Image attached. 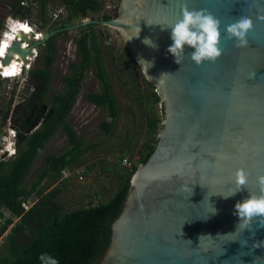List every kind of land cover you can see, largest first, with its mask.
Returning <instances> with one entry per match:
<instances>
[{
  "label": "water",
  "instance_id": "obj_1",
  "mask_svg": "<svg viewBox=\"0 0 264 264\" xmlns=\"http://www.w3.org/2000/svg\"><path fill=\"white\" fill-rule=\"evenodd\" d=\"M180 2L120 0L115 17L72 26L120 30L164 109L154 151L132 175L122 211L111 223V242L97 264H264V246L252 247L264 240V227L256 222L254 234L246 229L217 237L235 232L234 205L248 190L258 191L255 178L264 173V21L256 19L264 0H186L189 9H206L220 20L223 54L199 66L189 58L193 49L188 46L180 64L167 52L171 29L161 26L180 18ZM243 14L254 26L248 46L237 48L225 26ZM53 34H43L27 48L12 42L2 65L14 53L26 64L27 56L35 57L33 47ZM27 36L19 33L29 43ZM145 38L155 47L143 43ZM238 167L249 173L248 190L229 198L218 195L235 188Z\"/></svg>",
  "mask_w": 264,
  "mask_h": 264
},
{
  "label": "trees",
  "instance_id": "obj_2",
  "mask_svg": "<svg viewBox=\"0 0 264 264\" xmlns=\"http://www.w3.org/2000/svg\"><path fill=\"white\" fill-rule=\"evenodd\" d=\"M23 1H16L13 17L29 20L33 6H36L42 27H47L50 22L48 1L26 0L24 6L21 5ZM59 1L66 16L60 15L52 24L56 27L54 34L39 47L41 68L29 71L35 88L21 117L25 125L17 140L16 155L0 161V239L4 236L0 264H40L38 257L42 253L54 256L59 264H97L111 242V223L122 211L131 177L153 153L164 120L162 100L155 84L146 79L127 48L119 50L109 41L110 34H104L93 24L79 28L80 36L75 40L79 59L69 64L68 74L61 78L63 89L47 100L58 37H65L67 29L75 26L77 19H110L117 15V6L113 10H104V3L99 0ZM107 57L114 66L113 73L109 70ZM90 72L95 73L99 90L85 94L84 100L106 112L107 119L100 122L103 133L109 135L113 131L120 112L113 75L125 86L126 101L135 106L143 129L134 143L132 136L127 138L125 144L130 153H120L115 162L109 161L104 168L105 177L111 172L110 191L103 186V192L99 190L95 194L106 195V199L95 201L85 194L89 198L87 203L71 208L66 206L63 198L68 181L64 174L76 168L88 146L68 118ZM11 94L9 99L2 97L6 104L3 107L0 104V126L5 124L12 108L14 91ZM58 130L65 134L67 147L58 154H47L33 181L26 185L35 160ZM125 158L136 160L125 168L121 166ZM32 197L34 203L25 209L23 204ZM80 202L69 200L74 206Z\"/></svg>",
  "mask_w": 264,
  "mask_h": 264
},
{
  "label": "rangeland",
  "instance_id": "obj_3",
  "mask_svg": "<svg viewBox=\"0 0 264 264\" xmlns=\"http://www.w3.org/2000/svg\"><path fill=\"white\" fill-rule=\"evenodd\" d=\"M49 4V23L47 27H42V22L39 19V12L36 6L32 8V17L28 20L34 24L37 28H40L42 34L52 33L55 31L56 27L52 24L56 23L60 15L62 17L66 16L64 7L61 6L59 0H47ZM104 3V10H113L117 6V12L120 5V0H99ZM58 17L55 18L54 15ZM14 18V17H13ZM85 20H91V18L76 20L75 25L81 23ZM30 23V24H31ZM98 27L104 34H110L109 41L113 42L120 49H126L127 46L124 43L123 36L120 30L106 25L98 24ZM98 27H96L98 29ZM47 30V32H46ZM67 35L64 37L59 36L57 42V52L54 57V64L51 70V81L49 87V93L47 95V100L49 101L51 96L63 89V84L61 78L68 74L69 64L76 62L79 59V51L76 44V39L79 38L80 32L79 28L67 29ZM35 43V42H34ZM118 61V58L115 57ZM107 64L110 72L113 73L114 66L111 64L109 58L107 57ZM35 68H41V58L39 56V51H36V56L33 58L30 68L27 67L20 73L18 78L12 80H2L0 81V104L5 106L6 103L2 102V97L5 96L6 99L11 97V92L14 91L13 98L18 100L23 98L20 93H22L23 87L28 85L25 83L24 79H27V71ZM115 83V92L118 96L120 112L116 121V125L109 135H105L100 128V122L103 119H107L106 112L94 105L86 102L84 100V95L96 92L99 90V83L96 79L95 73L90 72L86 75L77 101L73 107V110L68 118V121L72 124L79 136L85 141V146H88L84 157L80 160L76 168H74L70 173H65L64 178L68 179L66 190L64 192V202L67 207L78 208L82 207L87 203L88 197L84 196L89 194L90 197L96 201V199H106V195H96L95 191H99L105 187L107 192L110 191V183L112 180L109 176L105 177V169L109 165V161L115 162L117 155L120 153H130L126 146V140L132 136L134 143L139 140L138 134L143 129V124L140 121V116L137 114L134 105L130 106L125 98V86L120 83L116 76L113 75ZM22 89V90H21ZM131 108V112L129 111ZM163 107L161 106V109ZM160 109V107H159ZM67 139L62 130H58L53 139L49 142L47 147L39 154L34 162L32 170L26 179L25 184L29 185L36 175L37 171L43 164V159L47 154H58L62 152L67 147ZM132 145V144H131ZM127 157V156H126ZM126 162L122 161V167L129 168L136 159L130 161L125 158ZM128 159V160H127ZM130 161V162H129ZM90 166V168H89ZM107 174V175H108ZM104 186V187H103ZM109 188V190H108ZM103 192V190H101ZM80 200L79 205L69 204ZM32 200L34 201L33 197ZM31 204V203H30ZM4 236L0 239V256L3 255V241Z\"/></svg>",
  "mask_w": 264,
  "mask_h": 264
},
{
  "label": "clouds",
  "instance_id": "obj_4",
  "mask_svg": "<svg viewBox=\"0 0 264 264\" xmlns=\"http://www.w3.org/2000/svg\"><path fill=\"white\" fill-rule=\"evenodd\" d=\"M179 8L180 18L166 26H161L162 28L171 29L170 39L172 43L168 46L167 52L175 58L177 64H180L185 55V46H188L193 49V51L188 53L189 58L197 66L201 65L204 61L215 62L223 54V50L220 47L219 18L206 9H189L186 0H181ZM256 19L264 21V9L257 11ZM253 26L252 18L243 14L235 18L233 22L227 24L225 32L229 40H234L235 47H247L248 34L253 30ZM21 31L25 33L32 31L28 27L27 21H21L12 17H8L5 20L4 30L0 32V57L4 56L5 50L9 47L12 40L19 39ZM139 31L140 29L137 36ZM36 38L39 39V34H37ZM143 43L155 47L149 38H145ZM145 63L150 65L148 62ZM248 176L249 173L244 168H236L233 176L235 188L227 195H218L229 198L241 190H248ZM255 183L258 191L251 192L248 190L247 197L237 201L234 205V214L239 218L235 232L224 235L218 234L217 237H228L237 232L243 233L246 229L254 234L252 228L254 222L257 223L258 227H264V173L257 174ZM215 212L216 209L212 207L211 213L215 214ZM202 236L199 237V241ZM229 241H235V239H229ZM240 243L244 245L246 241H240ZM261 246H264V240L254 242L252 245L254 248ZM38 259L40 264H59L58 259L48 253L40 254Z\"/></svg>",
  "mask_w": 264,
  "mask_h": 264
},
{
  "label": "built area",
  "instance_id": "obj_5",
  "mask_svg": "<svg viewBox=\"0 0 264 264\" xmlns=\"http://www.w3.org/2000/svg\"><path fill=\"white\" fill-rule=\"evenodd\" d=\"M25 5H26V2H25ZM55 18L58 17V14L57 15H54ZM13 18V17H12ZM16 19H19L18 17H14ZM21 21H27V25L29 27V25H31L27 19H19ZM42 31H38L37 33H27L28 36L30 38V42L29 43H26L22 40H18L20 43H21V46L23 48H27V47H30V44L34 43V42H38V41H41L43 38V34L41 33ZM37 34H39V39H37ZM32 51L35 53L36 55V51L34 49H32ZM4 57H0V81L2 80H12V79H15V78H18L20 76V73L27 67L28 69L30 68V65L32 63V60L34 57H26L27 59V62L26 64H24V62H22L21 60V70L18 71V74L14 77H11V78H8V75H5L4 73V68L3 66L1 65V60L3 59ZM29 71V70H28ZM27 71V72H28ZM26 79H24V82H25ZM20 131L18 129H16L15 127H13L11 124L8 123V119H6V122L3 126H0V161H6V160H9L11 158H13L15 155H16V144H17V140H18V137L20 135ZM123 162H126V159L123 160ZM32 204L34 203L33 200L29 199L26 201L25 204H23V207L25 209H28L29 207V204Z\"/></svg>",
  "mask_w": 264,
  "mask_h": 264
},
{
  "label": "flooded vegetation",
  "instance_id": "obj_6",
  "mask_svg": "<svg viewBox=\"0 0 264 264\" xmlns=\"http://www.w3.org/2000/svg\"><path fill=\"white\" fill-rule=\"evenodd\" d=\"M16 1H18V0H0V32H2V30H4L5 20L8 17L14 16L12 8L16 4ZM25 2H26V0L23 1L21 3V5L24 6ZM46 32H47V30H46ZM31 45L32 44H30V46ZM43 45H45V44H43ZM40 46H42V45L35 46V47H33V49L35 51H37V50L39 51ZM29 71L27 72L28 81L25 80V83L28 82V85L23 87V90L21 89L22 93H20V95L23 98H20L19 100H18V98L13 99L12 108H11L9 115H8V123L11 124L16 129H18L20 132L23 130V127L25 125V122L22 121V119H21L22 114L24 112V109L28 108L30 97L32 96L31 93L33 92V90L35 88V85L33 84L32 79L30 77Z\"/></svg>",
  "mask_w": 264,
  "mask_h": 264
},
{
  "label": "bare ground",
  "instance_id": "obj_7",
  "mask_svg": "<svg viewBox=\"0 0 264 264\" xmlns=\"http://www.w3.org/2000/svg\"><path fill=\"white\" fill-rule=\"evenodd\" d=\"M30 23V22H29ZM29 28H31L32 29V31H30V32H27V33H37L39 30H40V28H37L34 24H32L31 23V25H29ZM18 40H20V37H19V39H14V40H12L11 42H10V44H9V47L5 50V54H4V58H5V55H6V53H7V51H8V49H10V47H12V42H14V41H18ZM3 58V59H4ZM12 59L10 60V62L8 63V64H4V65H2V63H1V65L3 66V68H4V73H5V75H8V78H11V77H14V76H16L17 74H18V71H20L21 70V61H20V58H19V56L16 54V53H14V55H13V57H11ZM18 66V67H17Z\"/></svg>",
  "mask_w": 264,
  "mask_h": 264
}]
</instances>
